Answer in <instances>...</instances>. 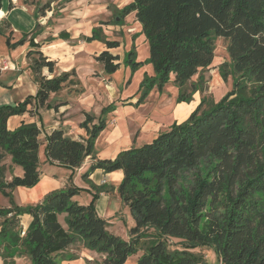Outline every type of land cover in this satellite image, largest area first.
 <instances>
[{"label": "trees", "instance_id": "16d2710c", "mask_svg": "<svg viewBox=\"0 0 264 264\" xmlns=\"http://www.w3.org/2000/svg\"><path fill=\"white\" fill-rule=\"evenodd\" d=\"M2 6L0 0V11ZM131 13L142 26L149 44L147 62L155 72L144 79L143 99L155 86L163 89L173 76L178 102L193 100L198 88L188 92L187 84L213 64L218 38L229 41L233 89L208 108L203 99L188 119L114 159H98L94 145L115 105L105 107L97 123L94 115L86 114L80 126L87 138H70L63 129L45 135L50 164L74 173L88 157L93 158L84 180L98 169L122 171L118 193L135 220L130 239L125 240L111 232L109 222L97 212L95 199L107 191L105 184H91L93 201L87 205L74 199L83 189L74 184L73 175L67 187L50 192L38 204H16L14 190L31 188L40 180L43 143L36 123L23 121L12 129L9 120L31 113L28 107L33 104L44 107L52 93L76 76L75 71L52 78L43 75L44 69L52 74L56 62L40 50L29 51L36 95L0 106V193L10 202L9 207H0L3 264H19L15 258H23L24 264H61L63 252L78 241L104 255L96 264H126L148 237L154 240L135 264H201L202 259L191 251L199 247L212 248L222 264H264V0H132L120 17ZM3 23L8 25L6 20ZM28 36L23 33L10 47L24 45ZM94 40L107 48L96 60L108 75L116 73L120 58L110 50L120 42L99 36L97 30L87 38ZM32 41L30 45L38 47ZM125 62L133 71L141 66L135 48L127 52ZM7 157L23 171L10 181L4 164ZM187 171H194L188 185L183 176ZM23 215L31 217L24 235ZM169 239H179L183 250L171 251Z\"/></svg>", "mask_w": 264, "mask_h": 264}, {"label": "rangeland", "instance_id": "374dc122", "mask_svg": "<svg viewBox=\"0 0 264 264\" xmlns=\"http://www.w3.org/2000/svg\"><path fill=\"white\" fill-rule=\"evenodd\" d=\"M6 1L5 10H11L10 1ZM131 2L132 0H25L22 4L26 5V7L36 13L37 16L41 17L40 20L43 22V25L40 24L38 26V34L34 35L33 41L30 37L29 41H27L24 46H20L16 49L11 48L9 42L13 43L17 37L19 38L20 36L15 35L14 32V36L8 40L7 36L10 35L8 27L4 23L0 24V28L2 25V30L7 32L5 34L6 38L0 34V52L2 55L0 61L2 66H5L3 69H0V84L7 87L8 94L13 93V98L15 100L18 98L21 100L24 96L25 98L20 102H23L29 93V96H34L37 93H35V91H30V84L35 81V77L30 67L31 59H29L28 63L25 54L26 47L28 44H31V41L36 44L35 42L38 43L42 39L40 36L46 37L45 41L59 36L62 39L69 40L67 41V45L73 47L81 45L79 42L83 44L84 42H88L87 38L92 37L94 31L97 30L99 36L102 35L104 38L120 42L118 48L110 50L114 55H118L120 58L119 62L121 65L116 73L108 75L107 77V73L100 63H93L90 60L82 59L76 63L77 65L81 62L78 67V74L82 84L78 86L70 84V87L66 89L64 87L61 92L59 91V93L52 95V98L47 101L44 107L40 108L35 104L28 107V110H32V112L24 114L27 120L26 123H36L41 128L42 134L40 138L43 144H45V135L47 134V127L46 125L44 126L43 123L45 121V123H49V120L51 121V119L47 118L45 113L52 108L55 109V111L53 110L55 116L54 120L66 124L70 122L72 126L74 125L73 128L76 131V128L79 126L78 120L75 118L76 115L72 114V112L66 115L63 110L69 109V106H61L63 101H67L69 96L73 95L72 93L76 90L79 92L81 89L85 90V88L88 90L92 89V92L96 93V96L98 94L100 95V97H98V104L104 106V108L114 105L115 103L118 105L124 103V105H126L124 106L125 109L123 108L121 111L122 114L119 115L120 127L114 126L111 113H109L106 128L100 133L94 145V153L97 155L105 151H110V147L112 146L109 141L111 139L110 136L119 128L122 131L127 129V131H133L135 134L137 133L136 139H131H135L133 142L135 147L146 144L149 139L154 136L156 138L159 134L167 131L171 126L170 123L172 120L174 121L173 124L179 122V119L181 122L185 121L186 119L182 120V118H185L188 112H190L196 104L199 105L203 99H206L205 108H208V106H212L219 102L233 89L234 75L232 72L231 58L227 50L229 41L225 38H218L216 40L213 64L207 70L200 71L187 84L188 92L198 88L193 94V100L190 102H178L179 88L173 82V76L171 81L165 84L163 89H159L155 86L148 96L143 99L144 92L141 86L144 79L146 76H154L155 72L151 63L147 62L149 59V44L145 35L142 33V26L137 21L135 13H131L124 18L120 17L122 9ZM40 8H44L42 10H45V13H43ZM39 11L40 13H38ZM8 19L9 22L14 24L17 28L21 26L24 29L27 28L26 20L18 16V13L8 17ZM69 23L71 25L76 24L77 27H82L83 29L90 30V28H92L91 36H86L83 29L78 31L71 26L66 27ZM17 32L23 34L21 29H18ZM63 34L67 35L66 38L62 36ZM96 41L102 42L100 40ZM96 44H94L96 46L95 48H97ZM103 46L102 48L106 50L107 48L104 43ZM65 48L67 50L66 46ZM92 48H94V46ZM133 48H135L137 52L138 61H142L141 66L136 71H133L131 66H128L125 62L127 52L131 51ZM88 49H90V47H88ZM57 51L61 52V49L57 48ZM96 54V52H93V57ZM68 64L69 63H61L58 67L60 66V70H62L66 68ZM58 71L57 73H59ZM93 71L95 72L93 73ZM46 73L47 69H44L43 75ZM91 73L95 75L90 76ZM22 79L26 80L24 84L21 82ZM139 100L142 102L138 106L133 105V102ZM74 109L76 110L77 108L74 107ZM179 114L182 117H180ZM67 116L70 120L69 122L67 121ZM99 116L95 115V123H97ZM130 138V135L128 139L124 136L123 140L118 142L120 147H123L125 142L128 144ZM44 149L45 148L41 146V159L45 156ZM45 163L46 162L40 165L44 173L40 175V180L35 186L31 188L19 187L14 190V200L18 206L26 207L38 204L50 192L63 189L60 186L61 184L63 185L65 182L64 180L67 181V179H69L67 175H69V177L73 175V180H76L79 186H83V178L78 177L75 172H70L71 170L62 166L56 167L55 170L52 168L53 171H51L49 170L51 167L46 168L44 165ZM4 164L6 167V179L8 181H10L13 176L21 174V168L13 165L10 157L5 159ZM48 171L53 172L56 176L49 175L47 173ZM114 173L115 175L112 181H109L106 177V180H108L105 186L107 193L103 196L99 195V197L95 199L96 209L100 217L107 221L109 220V230L111 232L125 240H129L130 230L135 226V220L129 207L122 202L118 193V187L123 179L122 171L120 173ZM193 173L194 171H187L183 174L185 184L188 185L191 183V180H194ZM101 179V174H99V177L94 176L93 178L95 182L98 181L97 183L100 184L99 186L103 185H101ZM68 184L69 180L66 187ZM53 185L56 187L52 188ZM82 189L77 199L81 204L91 203L93 201V193L89 189ZM9 206V198L0 193V207ZM64 219L65 215L60 216V221L63 224H65ZM2 221L3 220L0 219V224ZM30 221L31 217L27 215L21 216L23 235ZM153 240L154 239L151 237L142 239L138 253L131 256L126 264H135L139 257L147 252ZM167 244L171 251L183 250V246L179 239H169ZM191 251L202 259L201 264H222L212 248L199 247ZM103 258L104 255L87 249L82 241H78L70 245L59 259L61 260V264H96L102 262ZM15 261L19 264L25 263L23 258H15ZM0 264H3L1 256Z\"/></svg>", "mask_w": 264, "mask_h": 264}, {"label": "crops", "instance_id": "0c3cea01", "mask_svg": "<svg viewBox=\"0 0 264 264\" xmlns=\"http://www.w3.org/2000/svg\"><path fill=\"white\" fill-rule=\"evenodd\" d=\"M9 1H10L11 5H12V8H10L11 10H5V5L7 4V1L6 0H3L2 10L0 11V24H2L3 21H5V20L8 22L7 27H8V30L10 32L9 34H12L11 37H13L14 34L15 35H19L20 36L19 38L22 37V34L21 33L19 34V32H17L18 29H21V32L22 33L29 34L28 39L26 40V42H27V41H29V38L32 36V32L35 30L37 24L43 25V22H41V20H40L41 17L37 16L36 13H34L29 8H27L26 5L22 4V3H24L25 0H9ZM16 13H18V16H21L22 19L26 20V22H27V28L24 29V28H22V26L20 28H17L14 24H11L9 22L8 17L13 16ZM69 26H71L72 28L77 29L78 31H80V29H83L82 27H77L76 24H72L71 25L69 23L68 25H66V27H69ZM87 30L88 29H83V32H85L86 36H91V33H92L91 30H92V28H90V30H88V31ZM0 31H1L0 34H2L5 37V34L7 32H5L4 30H2V25H1ZM37 34H38V32H37ZM40 37H42V39L40 40V42H38V43L35 42L38 45V47H32L29 44L26 47L25 54H26L27 61L29 63V58L27 57V53L29 51H31V50H40L47 57H49L50 60H53V61L56 62L55 71L52 74H50L49 71L47 70V73L45 74V76H48L49 78H52L54 76L61 75V74L65 73V72L75 71L76 76L72 77L71 82H69L65 86V89L68 88V87H70V84H74L75 86H78V85L82 84V82H81V80L79 78V74H78L79 73V70H78L79 68L78 67H79V64L81 62H79V64L76 65V63L78 61H80L82 59H84V60L87 59V60L92 61L93 63L94 62L100 63V62H98L96 60V57L102 51H104V48H102L103 43L102 42H98L96 40L93 41V42H91V43L90 42H84V44L81 43V42H79L81 45H76L75 44L76 46L70 47V46L67 45V41H69V40L62 39L59 36H57L56 38H53V39H48V41H45L46 40L45 39L46 37H44V36H40ZM19 38L17 37V39L15 41H17ZM96 43H99V44H96ZM94 44L97 45V48H95L96 46ZM10 45H11V43L9 42V46ZM24 45H22V46H24ZM65 46L67 47V50H66ZM93 46H94V48H92ZM18 47H20V46H18ZM18 47H16V48H18ZM88 47H90V49H88ZM16 48H14V49H16ZM57 48H60L61 49V52H58L57 51ZM93 52H96L97 53L94 57L92 55ZM1 56L2 55H1V52H0V57ZM61 63L62 64L69 63V64L66 66V68L60 70V66L58 67V65H60ZM100 64H101L102 68L104 69V65L102 63H100ZM12 67H13V65H12ZM57 71L59 73H57ZM94 72L95 71H93V73ZM93 73H91L90 76L91 75L94 76L95 74H93ZM107 77H108V74H107ZM28 79H29V77H28ZM100 79H102V78H100ZM21 82L24 84L26 82V80L25 79H22ZM30 87H31L30 88L31 89L30 91H35V93L37 92V90H38V84L36 83V81H34L33 83H31L30 84ZM83 88H85V87H83ZM80 91L79 92L77 90L74 91L72 93L73 95L69 96L68 100L67 101H63V103L61 105V106H69V109H64L63 110L66 113V115H68L71 112H72V114H75L76 115L75 118L78 120V124H79V126L76 128V131L73 128L74 125L72 126V124L69 122L70 120L68 119V116H67V119H68L67 121L69 122L68 124L62 123L60 121L58 122V121L54 120V118H55V116H54L55 109L52 108L51 109L52 110V113H51V110L50 111L48 110L45 113V115L47 116V118L51 119V121H53V122H51L49 120V123H45L46 121L44 122L45 124L43 123V125L44 126L46 125V127H47L46 128V133L47 134H50L52 131H54L56 129H63L65 131L66 135L69 136L70 138H73V139H81V138H87L88 137V136H86L87 135L86 130L83 129V128H81V126H80L81 123L85 121L86 114L87 113H89L91 115H94V116L95 115H98V116L101 115L104 106H101V105L98 104L99 103L98 97H100V95L98 94L96 96V93H93L92 92V89L91 90H88L87 88H85V90L81 89ZM54 94H57V93H52L51 96L54 95ZM29 95H30V93L28 94V96ZM28 96H26V97H28ZM51 96H50L49 99L52 98ZM24 98L25 97L23 96V98L21 100L19 98L17 100H15L13 98V93L8 94L7 87H5L4 85L0 84V106L1 105H5V104L15 105V104L19 103L20 101H22ZM134 103L135 102H133V104ZM114 105L116 106V110H114V112L111 113V118L113 120L114 126H119L120 127L121 124H120V116L119 115L122 114L121 111L123 110L124 106H126V105H124V103H121L120 105H118V104L115 103ZM197 105L198 104H196V106ZM196 106L190 112H188V114L186 113L187 115L185 116V118H182V120L183 119L184 120L187 119L190 116V114L195 110ZM74 107H76L77 109L75 110ZM179 116H180V114H179ZM180 117H182V116H180ZM44 118H46V117H44ZM23 121L24 122H27V120L25 119V115H22V116H14V117L10 118V120H9V126H10V128L15 129ZM178 121H179L178 123H181L180 119ZM173 122L174 121L172 120L171 123H170V125H172ZM129 135L131 136V138L128 141V144H127V142H125V145H124L125 147L124 146H123L124 148L123 147H120V144L118 142L120 140H123V137L124 136L126 137V139H128V136ZM136 135H137V133L135 134V133H133V131L132 132L131 131H127V129L125 131L124 130L122 131L120 128L117 129L116 131H114V134L110 136L111 139L109 141L111 143L110 145H112L110 147V151H105L104 153L97 154L96 157L98 159H114L121 151L130 149L131 147H135V145H133V142L136 139ZM132 138H135V139L134 140H131ZM153 139H155V136L153 138L149 139V141L147 143H150ZM142 145H140V146H142ZM42 146H43V148H45V144H43ZM137 147H139V146H137ZM44 155H45V153H44ZM44 162H46L44 164L46 168L51 167V169L49 168V170H51V171H53L52 168H54V170H55L56 167H59L60 166L58 164H50L47 161L46 156H44L42 159L40 158V165H42V163H44ZM93 163H94L93 158L88 157L86 159V161L84 162V164L82 165L81 168L75 169V171H74L75 174L78 177L83 178V175L86 174V172L89 170L90 166ZM39 169H40V173L43 174L44 172H43V170H41V166H40ZM51 171H48L47 173L49 175H51V176H56ZM70 172H73V171L71 170ZM116 172L120 173L121 171H116ZM118 173H116V174H118ZM21 174H23L22 168H21ZM21 174L18 175V176H21ZM99 174H101V178L103 179V180L101 179V185L104 184L103 181H106L105 185L108 183L107 182L108 180L109 181H112L113 180V177L115 175L114 172L113 173H105L103 170H99L98 169V170L94 171L93 173H91L88 176L87 180H84V178L82 179L83 180L82 181L83 186H79V184L76 183L77 182L76 180H73V182L78 187H82L84 189L91 190V184H95L97 186L100 185L99 183H97L98 181L95 182L93 180L94 176L99 177ZM67 177L69 178V175H67ZM106 177L108 178V180H106ZM68 180L69 179H67V181L64 180L65 182L63 183V185L61 184L60 187L65 188L66 187V184L68 183ZM55 187L56 186H54V185L52 186V188H55ZM106 193H107V191L102 192L100 195L103 196ZM78 196H80V195H78ZM74 199L80 203V201L77 199V196ZM87 204L88 203H86L84 205H87ZM28 217H30V216H28Z\"/></svg>", "mask_w": 264, "mask_h": 264}, {"label": "built area", "instance_id": "2783aa9c", "mask_svg": "<svg viewBox=\"0 0 264 264\" xmlns=\"http://www.w3.org/2000/svg\"><path fill=\"white\" fill-rule=\"evenodd\" d=\"M5 66H2V63H1V61H0V69H3ZM103 183L105 184L106 183V181H103Z\"/></svg>", "mask_w": 264, "mask_h": 264}]
</instances>
